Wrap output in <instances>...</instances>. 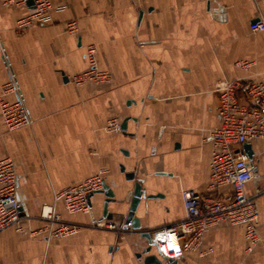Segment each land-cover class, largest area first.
<instances>
[{
    "label": "crops",
    "instance_id": "1",
    "mask_svg": "<svg viewBox=\"0 0 264 264\" xmlns=\"http://www.w3.org/2000/svg\"><path fill=\"white\" fill-rule=\"evenodd\" d=\"M51 21L19 32L18 19L33 6L0 0V96L16 82L31 124L7 131L0 115V160L16 173V199L23 219L0 234V264H141L146 243L184 219L182 193L206 195L211 146L203 141L219 125L215 88L233 81L264 85V32L249 26L264 19L260 0H48ZM55 8H62L57 12ZM74 23L75 31L66 26ZM96 50V68L109 86L73 85ZM246 62V69L236 66ZM238 98L244 100L243 94ZM14 101L15 96L5 97ZM115 119L124 131L107 129ZM256 179L245 186L258 212L264 240V140H253ZM107 170L113 194L102 218L103 195L90 198L89 213H68L58 194ZM141 180L144 196L133 214L138 231L95 229L90 220L123 225L131 190L126 174ZM52 209L77 226L48 235L40 215ZM203 258L186 253L177 264H264V241L254 246L242 226L219 224L204 234ZM146 256H157L154 247ZM162 264H167L160 260Z\"/></svg>",
    "mask_w": 264,
    "mask_h": 264
},
{
    "label": "built area",
    "instance_id": "2",
    "mask_svg": "<svg viewBox=\"0 0 264 264\" xmlns=\"http://www.w3.org/2000/svg\"><path fill=\"white\" fill-rule=\"evenodd\" d=\"M32 1L31 12L18 19L16 29L23 32L34 25L51 21L53 6L48 0H2L3 5L25 6ZM264 4V0H260ZM60 12L62 8H55ZM67 32H74V23L66 26ZM252 33L264 32V19L249 26ZM96 50L93 46L86 49L85 57L88 68L69 78L75 85L93 84L109 86L112 77L109 73L96 68ZM236 66L246 69L249 64L239 62ZM217 92L216 115L217 128L211 130L203 141L211 146L209 178L206 195L187 191L182 193L184 219L151 235L157 256L163 262L179 260L186 253H196L203 258L204 234L219 225L242 226L244 238L254 246L261 241L257 225L258 212L253 198L245 194V186L256 179L251 161L245 155L242 146L253 140H264V85L252 80L233 81L215 88ZM242 93L244 100L238 98ZM12 95L16 99L7 101ZM0 115L7 131H14L29 126L31 119L24 105L15 81L5 83L0 96ZM107 129L121 131L115 119L107 122ZM101 169L97 174L83 180L77 186L62 190L58 197L62 199L65 210L71 214L89 213L88 196L100 191L107 175ZM20 204L16 199V173L12 160H0V234L12 227H18L23 219ZM40 218L49 223L48 235L60 237L76 231L77 226L63 223L52 209H44ZM90 226L95 229L114 230L117 233L129 232L130 225H115L91 219ZM139 235V234H138Z\"/></svg>",
    "mask_w": 264,
    "mask_h": 264
},
{
    "label": "water",
    "instance_id": "3",
    "mask_svg": "<svg viewBox=\"0 0 264 264\" xmlns=\"http://www.w3.org/2000/svg\"><path fill=\"white\" fill-rule=\"evenodd\" d=\"M29 5L33 6L32 1H28ZM121 131H124V126H122ZM242 149L245 153V155L247 156L249 161H252V150L249 144H245L242 146ZM125 181L126 182H131L132 183V188L131 190L127 191L124 198L116 201L117 204H123L124 202L129 203L128 205V212L126 214V218H125V222L123 224L124 228H126L127 225H130L131 228L134 231H138L139 230V223L137 220H134L133 218V214L135 212V209L137 208V205L139 204V202L141 200H145V201H150V200H155L157 198H159V196H144L141 190V184L142 181L141 180H136L134 174H126L125 175ZM103 195L104 197V201L102 203V218H106L107 217V206L109 203H114L115 200L113 198V194L110 192V190L106 187V185L102 184V188L100 191H97L95 193H92L88 196V203H89V207H91L90 204V198L93 195ZM139 237L145 241V243L147 244L145 249L141 250V253L138 254L136 256V258L141 259L142 256H145L142 259L141 264H162L161 261L156 257V256H146L149 251H150V247H154V245H152L151 243V235L148 232H140L139 233ZM167 264H177L176 261L174 260H168Z\"/></svg>",
    "mask_w": 264,
    "mask_h": 264
},
{
    "label": "bare ground",
    "instance_id": "4",
    "mask_svg": "<svg viewBox=\"0 0 264 264\" xmlns=\"http://www.w3.org/2000/svg\"><path fill=\"white\" fill-rule=\"evenodd\" d=\"M46 210H48V209H46Z\"/></svg>",
    "mask_w": 264,
    "mask_h": 264
}]
</instances>
